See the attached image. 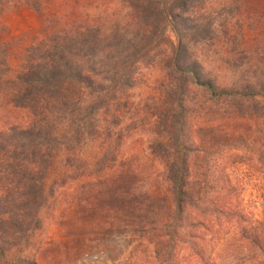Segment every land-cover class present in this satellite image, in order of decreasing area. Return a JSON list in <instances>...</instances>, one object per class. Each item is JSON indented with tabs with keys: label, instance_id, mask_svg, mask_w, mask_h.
Segmentation results:
<instances>
[{
	"label": "trees",
	"instance_id": "1",
	"mask_svg": "<svg viewBox=\"0 0 264 264\" xmlns=\"http://www.w3.org/2000/svg\"><path fill=\"white\" fill-rule=\"evenodd\" d=\"M119 2L125 20L110 24L90 11L53 10L57 0H0V21L25 8L42 21L39 40L17 68L11 44L0 47V94L28 115L26 124L0 132V264H39L37 255L25 254L41 250L45 213L57 209L62 189L111 176L123 144L143 126L156 135L151 157L163 166L165 196L174 204L169 222L150 229L170 261L182 230L197 229L194 214L219 208L204 199L216 150L200 145L195 133L247 118L255 136L263 134L259 50L245 37H228L226 24L198 17L211 0ZM217 42L237 55L233 67L241 75L231 84L208 71L200 52ZM90 147L97 151L90 154ZM261 149L264 163V143ZM232 246L207 264H264V224Z\"/></svg>",
	"mask_w": 264,
	"mask_h": 264
},
{
	"label": "rangeland",
	"instance_id": "2",
	"mask_svg": "<svg viewBox=\"0 0 264 264\" xmlns=\"http://www.w3.org/2000/svg\"><path fill=\"white\" fill-rule=\"evenodd\" d=\"M65 1L57 0L58 8L53 4L49 7L66 13L90 11L106 17L110 24L125 20L127 14L119 0H73L75 8ZM198 17L215 22L216 27L226 24L228 37H245L251 50H259L255 53L257 62L264 63V0H211ZM0 24V47L11 44L9 57L17 68L26 47L39 40L42 21L25 8L6 15ZM223 31L220 27L221 36ZM226 47L217 42L200 52L208 71L222 83L231 84L241 73L233 67L237 55L227 54ZM261 99L264 101V96ZM26 121L27 112L12 107L0 94V132ZM256 129L246 118L218 122L195 133L200 145L216 150L209 155L211 173L215 174L210 175L204 199L219 208L210 214H194L197 229L182 230L170 261L162 256L159 236L150 231L169 222L174 204L165 196L167 186L160 176L163 166L151 157L156 135L149 126L138 127L123 144L111 176L62 189L57 209L45 213L47 228L41 250L38 254L29 250L25 255H37L39 264L220 262L221 255L235 247L233 241L243 239L245 230L253 232L264 224V163L260 158L264 129L258 138ZM88 151L93 154L97 148ZM202 164L203 160L195 161L193 168L198 171Z\"/></svg>",
	"mask_w": 264,
	"mask_h": 264
}]
</instances>
